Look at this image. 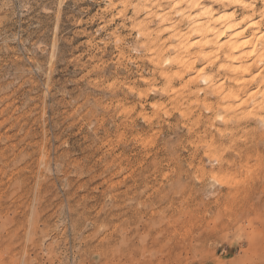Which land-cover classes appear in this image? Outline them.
<instances>
[{"label": "rangeland", "instance_id": "374dc122", "mask_svg": "<svg viewBox=\"0 0 264 264\" xmlns=\"http://www.w3.org/2000/svg\"><path fill=\"white\" fill-rule=\"evenodd\" d=\"M123 1L0 0V264H263L264 125L175 105Z\"/></svg>", "mask_w": 264, "mask_h": 264}, {"label": "bare ground", "instance_id": "6f19581e", "mask_svg": "<svg viewBox=\"0 0 264 264\" xmlns=\"http://www.w3.org/2000/svg\"><path fill=\"white\" fill-rule=\"evenodd\" d=\"M133 1L122 6L144 14L133 28L175 105L202 95L210 126L264 125V0Z\"/></svg>", "mask_w": 264, "mask_h": 264}, {"label": "crops", "instance_id": "0c3cea01", "mask_svg": "<svg viewBox=\"0 0 264 264\" xmlns=\"http://www.w3.org/2000/svg\"><path fill=\"white\" fill-rule=\"evenodd\" d=\"M264 264V263H263Z\"/></svg>", "mask_w": 264, "mask_h": 264}]
</instances>
